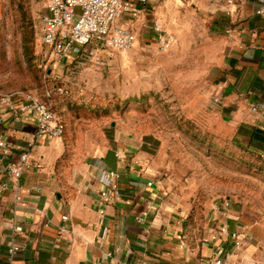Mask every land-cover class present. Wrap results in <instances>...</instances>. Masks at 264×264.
<instances>
[{"label": "rangeland", "instance_id": "1", "mask_svg": "<svg viewBox=\"0 0 264 264\" xmlns=\"http://www.w3.org/2000/svg\"><path fill=\"white\" fill-rule=\"evenodd\" d=\"M44 7L0 0V94L50 96L75 154L111 147L147 161L195 237L228 202L256 227L251 237L264 253V157L241 151L205 98L216 50L209 0H164L129 19L130 49L75 61L42 46ZM155 23L172 38L166 49L155 41Z\"/></svg>", "mask_w": 264, "mask_h": 264}, {"label": "crops", "instance_id": "2", "mask_svg": "<svg viewBox=\"0 0 264 264\" xmlns=\"http://www.w3.org/2000/svg\"><path fill=\"white\" fill-rule=\"evenodd\" d=\"M209 2L215 20L210 45L216 50L211 51L205 98L232 142L262 156L264 20L255 14L256 0ZM129 19L122 22L130 26ZM0 139L11 148L9 160L28 153L18 179L6 172L9 160L0 159V264H213L216 251L222 264H264V253L251 237L256 227L228 202L215 208L203 235L195 237L185 212H179L148 162L133 159L140 163L136 169L129 154L120 162L115 153L122 149L75 154L63 137H38L32 117L15 122L3 108ZM109 171L116 173L114 181L107 179ZM149 180L154 186L146 187ZM106 186L116 188L119 199L102 208L99 193ZM147 205V222H135ZM231 231L240 234V246H233ZM14 245L19 252L9 262Z\"/></svg>", "mask_w": 264, "mask_h": 264}, {"label": "built area", "instance_id": "3", "mask_svg": "<svg viewBox=\"0 0 264 264\" xmlns=\"http://www.w3.org/2000/svg\"><path fill=\"white\" fill-rule=\"evenodd\" d=\"M163 1L44 0L45 10L41 18V44L57 60L68 58L75 61L76 55H79V59H87L92 54L91 51H97L98 49L113 52L128 50L135 43L136 36L129 24L122 22L124 17L133 18L140 10H151ZM255 14L264 20V0H256ZM155 36V41L161 49L168 48L172 43V38L168 34L162 33L157 23H155ZM0 108H3L15 122H19L25 116L32 117L36 124L38 137L44 140L51 141L63 136V123L47 104L32 93L0 94ZM10 155L11 148L9 144L0 139V159L8 161ZM127 156L128 153H125V151L115 153V157L120 162H123L125 157L127 160ZM262 157H264V154ZM27 161L28 153H22L17 160H9L6 163V172L12 178L18 179L26 168ZM133 161V166L138 169L140 163L136 160ZM106 177L109 181H114L117 175L115 172L109 171ZM155 183L154 180H149L145 185L146 187H152ZM99 197L102 208H104L119 199V192L114 187L106 186L100 191ZM224 205L228 206L227 203ZM149 208L147 205L134 218L135 222H147ZM99 213L103 215V209ZM62 219L65 220L66 218L63 217ZM229 237L234 247L240 246L241 239L237 231H231ZM18 252L19 247L16 245L9 248V262ZM222 263V253L216 251L213 256V264Z\"/></svg>", "mask_w": 264, "mask_h": 264}, {"label": "trees", "instance_id": "4", "mask_svg": "<svg viewBox=\"0 0 264 264\" xmlns=\"http://www.w3.org/2000/svg\"><path fill=\"white\" fill-rule=\"evenodd\" d=\"M147 11H149V10H147ZM41 101L42 102H44L45 104H47L49 107H50V109L54 112V108H53V105H52V103H51V100H50V96L49 97H45L44 99H41ZM64 125V124H63ZM64 134H65V126H64V133H63V136L62 137H64ZM241 150V149H240ZM241 151H243V150H241ZM243 152H246V151H243ZM247 153H249V152H247ZM251 154H253V155H257V156H261V155H258V154H254V153H251ZM186 226H187V229H188V231L190 230L189 228H190V226L188 225V222L186 221Z\"/></svg>", "mask_w": 264, "mask_h": 264}]
</instances>
